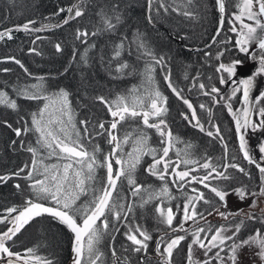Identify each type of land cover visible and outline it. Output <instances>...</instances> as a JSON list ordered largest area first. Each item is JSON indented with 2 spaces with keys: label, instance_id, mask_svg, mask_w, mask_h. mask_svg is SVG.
<instances>
[{
  "label": "trees",
  "instance_id": "trees-1",
  "mask_svg": "<svg viewBox=\"0 0 264 264\" xmlns=\"http://www.w3.org/2000/svg\"><path fill=\"white\" fill-rule=\"evenodd\" d=\"M75 2L83 8L84 15L70 20L65 25L63 20L67 16V12L57 14V10L59 8L67 9ZM224 2V25L215 39L222 17L218 11L216 0H194L193 4L187 7L188 11L195 13L194 18L185 17L171 10L165 14L163 9H160V14L156 15L154 12L148 11L147 0H0V31L11 30L13 37L11 40L5 38L0 41V61H2L0 69H11L10 72L0 71V91L6 92L18 105V111L0 105V174H10L30 162V154L19 147L21 137H16L14 132L3 124V121H7L13 127H20L21 117L30 121L31 113L37 112L44 103L43 100L24 99L16 94L15 89L31 85H37L38 88L42 86L46 93L64 89L69 93L68 98L71 107L75 110V120L78 126H80V120L87 119L92 124L104 122L105 127L108 128L113 118L107 107L96 97L104 96L108 101H113L118 96H128L134 88L137 89L138 95L144 96L146 95L145 90L151 88L144 75L148 57L141 55L143 49L138 51L135 43L139 35L140 39L157 57L164 58L163 67L154 65L155 71L152 76L155 86L167 97L168 112L164 119L173 136L177 137L179 141L170 149L169 156L175 160L177 151L183 152L187 149L194 158L200 159L206 156L215 164L238 163L247 170L251 179L237 170L229 168V180L214 181L213 183L227 185L228 191L244 186H246V191H258L260 185L258 169L255 164H249L247 160L243 159L239 149L235 120L232 112L226 106L231 104L232 111L237 112L236 106L232 105L233 99H230L229 96L231 89L227 87L228 82L220 83L216 69L220 62L226 64L235 61H239V64L257 63L262 50L257 45H254V48L248 53L238 50L239 45L236 44L238 36L229 29L233 23V16L239 12L237 5L240 0H224ZM165 3L172 4V0H165ZM177 3H180V0H177ZM175 6L173 5V7ZM152 7L155 9L158 5L153 4ZM101 13L109 17H114L117 13L120 15V22L116 24L114 30H104L105 24ZM149 15L153 16L152 23L147 19ZM32 20L36 21L32 27H39L41 24H60L61 26L31 34L15 30L18 25ZM113 23H116L114 19ZM77 29L87 31L89 34L95 31L97 34L89 35L88 42L82 43L75 39ZM37 36L40 37L39 40H36ZM122 41L125 48L119 60L126 62L129 68L125 69L123 74H118L115 71L118 61L113 60V48ZM57 43L61 44L62 52L56 51L54 45ZM91 45L94 47H90ZM33 47L37 49L39 55L29 51ZM221 51L225 54L217 61L215 57ZM82 56H86L87 63L82 61ZM7 57L19 59L31 76L14 62L7 60ZM168 73H170L173 85L181 90V95L192 103L206 131H214V129H210L209 120L219 127L220 135L223 137L222 141L208 137L206 131L201 132L182 118L181 112H184L191 119L190 110L184 105L183 100L177 98L168 87V82L164 79ZM223 75L228 81L227 74ZM41 77L43 81L39 79ZM201 83L205 85L203 90L199 88ZM212 86L219 89V93L212 94L218 101L215 103L212 100V95H203V92L208 91ZM201 104L210 110L211 116L208 111L200 108ZM149 122L152 123L153 119L150 118ZM137 129H144L147 132L150 137L148 143L152 147L161 146L155 129L146 128L141 117L126 118L125 121L118 124L115 132L119 138H123L126 132L131 134L128 143L123 145L120 155L132 152ZM22 139L28 144H35L36 135L29 133ZM13 141L17 142L16 145L12 144ZM91 143L99 144L101 152L98 156L103 160L104 155L110 151L111 147L107 139L104 136H94L91 138ZM224 145H227L226 149ZM44 163L52 164L60 163V161L52 158L45 159ZM151 163L152 157L144 156L135 172L137 184L143 186L141 195L145 199H147L145 189L158 191L164 183L146 172V168ZM117 167L113 164L114 172ZM201 174L202 172L193 173V175ZM105 175V169L97 170L98 178L102 179ZM168 179L169 191L176 199L164 200L163 204L161 201L153 200L144 204L143 207L140 206L142 204L141 196L133 197L126 182L122 189L118 184V189L121 190V195L125 198L122 202L126 207L133 208V211L128 213V220L133 225H143L151 234L152 239L148 242L146 254L126 252L125 248L130 244L124 235L128 220H121L118 230L112 232L111 235L106 234L99 244L104 264H116L112 255L113 247L117 249V256L122 254L127 257L128 264H158V258L154 251L156 242L165 232H168L172 237L177 233L171 232L167 226L158 223V214L155 209L157 206H171L176 213L177 204L182 208L184 203L181 191L176 184L170 182L171 177ZM15 184H20L21 190H17L14 187ZM27 184L28 182L15 176L7 183H0V213L5 208L20 206L25 199L33 198L27 189ZM192 187L204 191L206 197H212L216 207L215 201L218 198H215L202 185H189L184 191L191 195ZM90 198L91 191L88 195H81L77 204L86 203ZM44 203L49 205V202ZM208 207L201 201L197 204V211ZM180 215V213H176L173 224L178 221ZM257 217L264 218V213ZM234 221L238 224L241 219L235 218ZM77 222L80 223L79 219ZM113 223L114 221L110 218V231ZM256 229L264 233V225L258 219L256 221L246 219L238 237L248 238L254 235ZM3 230H6V226L0 225V231ZM191 238L190 234L186 236L184 241L187 244L185 246L181 241L179 247L174 250L172 259L186 260L187 246ZM14 240L16 241L12 247L14 252L24 253L26 249L34 248L36 256L43 261H50L51 264L72 263L70 251L73 234L65 225L48 215L31 220L14 237ZM161 250L163 251V249ZM97 264L100 262L98 261Z\"/></svg>",
  "mask_w": 264,
  "mask_h": 264
},
{
  "label": "snow or ice",
  "instance_id": "snow-or-ice-1",
  "mask_svg": "<svg viewBox=\"0 0 264 264\" xmlns=\"http://www.w3.org/2000/svg\"><path fill=\"white\" fill-rule=\"evenodd\" d=\"M193 2L194 0H180V3H177V0H172V4H167L165 0H147V5L148 11L154 12L156 15H159L160 9H163L165 14H168L171 10L185 17L194 18L195 13L187 10L188 5L193 4ZM255 3L258 5L257 11H253L254 0H240L237 5L239 12L233 16V23L229 29L239 37L236 44L239 45L238 50L240 52L248 53V46L251 44L257 45L262 50L261 56L258 58L259 67L257 71L248 79L238 80L233 84L232 95L234 96L242 90L245 105L257 102L254 99L250 100L249 93L253 87L255 76L264 74V22L261 20L264 17V0H255ZM153 4H157L158 7L153 9ZM216 4L219 13L223 16L225 13L224 0H216ZM173 5L176 6L173 7ZM64 12H67V16L63 20L65 25L70 20L84 15V10L79 4H74L67 9L59 8L57 10V14ZM101 17L105 24V31L114 30L116 24L120 22L118 13L114 17L101 13ZM245 17L253 21L254 26L245 23ZM113 19L116 23H113ZM147 19L150 23L153 22L152 15H149ZM222 23L223 20H221ZM34 24H36V21L32 20L23 25H18L15 30L31 34L61 26L60 24H41L39 27H32ZM96 34L95 31L89 34L87 31L77 29L75 39L87 43L88 36H95ZM5 38L8 40L13 38L11 30L0 31V41ZM39 39L40 37L37 36L36 40ZM225 42L228 43L229 41ZM33 43L35 44V40ZM135 43L138 51L143 49L141 55L148 57L144 75L151 88L145 90L146 95L144 96L138 95L137 89L134 88L128 96L121 95L113 101H108L104 96L96 97L107 107L110 116L113 118L108 128L105 127L104 122L92 124L87 119L80 120V126H78L75 120V110L71 107L68 98L69 93L64 89L53 93H46L42 86L38 88L37 85L15 89L16 94L24 99L43 100L44 103L43 107L38 108L37 112L31 113L30 121L21 117L20 127H13L7 121H3V124L10 128L16 137H21L19 147L30 154V162L25 163L15 172L0 174V183H7L13 176L19 177L28 182L27 189L33 198L25 199L20 206L5 208L0 213V225L6 226V230L0 231V264H33L34 260L37 264H51L50 261H43L36 256V249L34 248H28L24 253L12 251V247L16 243L14 237L21 229L34 218L45 214L65 225L74 234V264H97L98 261L100 264H104L102 260L103 253L99 249V244L106 234L111 235L112 232L118 230L119 222L128 220V213L133 211L131 206L126 207L122 202L125 198L121 195L120 189H122L124 182L129 186L133 197L141 196L142 204L140 206L143 207L144 204L153 200L161 201V204H163L164 200L176 199L169 191V177L172 178L170 182L176 184L184 196L183 207L181 208L179 204L176 206V213H180L182 217L181 222L177 227L172 226L176 213H174L171 206H157L155 212L158 214V223L167 226L171 232L183 231L186 235H191V243L187 248L186 264H212V261H216V264H236L239 250L245 245L258 247L257 255L261 260H264V233L256 229L254 235L249 236L247 239H238V233L244 225L245 219H241L234 226L230 224L221 225L215 229L211 224L207 227L200 226L194 228L190 233L183 227L184 223L189 220H192L195 224L197 218H205V213L211 215L213 211H218L212 197H206L205 192L196 187L191 188L192 194L190 195L184 191L186 187L193 184L202 185L215 198H218L215 204L226 207L227 185L213 182L229 180V168L248 176L249 179L251 177L247 170L238 163L215 164L206 156L200 159L194 158L187 149L183 152L177 151L175 153L177 159L175 160L169 156L170 149L179 141L177 137L173 136L167 121L164 119L168 112L166 107L167 97L155 86L152 76L155 71L154 65L163 67L164 58L162 56L157 57L140 39L139 35ZM54 47L57 52H62L60 43L55 44ZM90 47H94V45ZM124 48L123 41L113 48V60L118 61L115 68L118 74H123L124 70L129 68L126 62L119 60ZM29 51L37 55L40 54L35 47ZM224 54L223 51L219 52L215 57L216 60L219 61ZM6 59L17 64L26 74L31 76V73L28 72V69L19 59L15 57H7ZM81 59L84 63H87L86 56H82ZM239 63V61H235L228 64L223 62L218 64L216 71L221 84L232 82L230 78L236 75L237 64ZM0 71L10 72L11 69L4 68ZM223 74H227L228 81H226ZM39 79L43 81L42 77ZM164 79L168 82V87L176 97L182 99L184 105L190 110L191 119L184 112H181L182 118L201 132H205V126L198 118L192 103L184 98L181 95V90H178L171 82L170 73L166 74ZM199 88L203 90L205 85L201 83ZM216 93H219V89L212 86L208 91H204L203 95ZM261 99H264V95L261 96ZM212 100L214 103L218 102L215 95H212ZM145 104H147V107H145ZM0 105L18 111L17 102L3 91H0ZM226 106L231 112V104ZM200 108L208 111L209 116H211L210 110L205 105L201 104ZM254 112H258L261 117L259 124L264 127V107L258 110H250L249 107H245L239 115L233 113L235 129L239 134V149L242 152L243 159L247 160L249 164H255L260 175L259 192L255 190L246 191V186L233 189L241 200L246 199L248 196H264V165L252 159L245 143V136L241 134L249 126L256 127L252 121ZM136 117L142 118V123L146 128L155 129L161 146L158 148L152 147L148 143L150 137L147 132L144 129H137L132 152L120 155L123 151V145L128 143L131 134L126 132L123 138H119L115 134L118 124L125 121L126 118L133 119ZM150 118L153 119L152 123L149 122ZM209 126L214 131L207 130L206 135L222 141L223 137L220 135L219 127L212 124L211 120H209ZM29 133L36 135L35 144H28L22 139ZM94 136H104L111 146L110 151L104 155L103 160L98 156L101 152L99 144L91 143V138ZM16 143V141L12 142L13 145H16ZM224 147L226 149L227 145H224ZM259 151L264 153V146H261ZM144 156L152 157V163L146 168V172L164 182L158 191L145 189L147 199L141 195L143 186L137 184L135 178L136 169ZM52 158L60 161V163H44L45 159ZM113 164L118 166L115 172ZM181 165H183V168H181ZM101 168L106 170V175L102 179L97 177V170ZM195 172H202V174L193 175ZM118 183L120 189H118ZM14 187L21 190L20 184H15ZM89 191H91V198L86 203L77 204L81 195H88ZM114 192L116 193L115 197L113 196ZM201 201L209 207L198 212L197 204ZM44 202H49L50 206H45ZM255 206L256 200H253L250 207ZM219 215L227 220L230 215L235 214L220 212ZM244 217L249 221L258 219L264 225V218L249 213H244ZM110 218L114 221L111 231L109 230ZM78 219L80 223L77 222ZM233 227L235 231L232 235H227L226 233ZM124 235L126 240L130 242L129 246L125 248L126 252L147 253L148 242L152 239V236L143 225H133L128 220ZM186 235L172 237L168 232H165L160 236L154 249L159 257L158 264H172L173 252L179 247L181 241L186 239ZM193 246L203 250L205 256L203 261H197L193 258ZM214 249L215 251H213ZM226 249L227 252H225ZM209 253H211V256H209ZM222 253L224 254L222 255ZM112 255L116 260V264H128L127 257L122 254L117 256V249L114 247L112 248Z\"/></svg>",
  "mask_w": 264,
  "mask_h": 264
},
{
  "label": "rangeland",
  "instance_id": "rangeland-1",
  "mask_svg": "<svg viewBox=\"0 0 264 264\" xmlns=\"http://www.w3.org/2000/svg\"><path fill=\"white\" fill-rule=\"evenodd\" d=\"M76 2L74 4H76ZM257 10H258V5H256L255 0H254L253 11H257ZM244 22L253 24L254 26V22L248 20L246 17L244 18ZM254 45L255 44H251L248 46V52L254 48ZM258 67H259L258 62L251 63V64H237L236 75L234 77H231V81H232L231 83L230 82L227 83V87L231 89L229 96H230V99H233L232 105H235L237 108V112H236L237 115H239L242 109H244L245 107H249L250 110L251 109L258 110L259 108L264 107V99H261V96L264 95V74L255 76L253 87L251 88L250 93H249L250 100L254 99L257 102L252 103L251 105H245L243 103L242 90L238 91L234 96L232 95L233 84L238 80L248 79L250 76H252L257 71ZM241 89H242V86H241ZM231 112L232 114L234 113L233 111ZM260 119L261 117L258 115V112H254L252 114V121H253V124L256 125V127L253 128L252 126H249L248 128L244 129L241 134L245 136V143L251 154L252 159L264 165V153H261L259 151L260 147L264 146V127L260 126L259 124ZM257 192H259V190ZM253 200H256V206L250 207L253 204ZM216 208H218V211H213L211 215H207L206 213L204 219L197 218L195 224L193 223L192 220H189L184 223L183 227L187 229L190 233L194 228H197L200 226L207 227V225L209 224L213 226V229L221 225L230 224L234 226L236 225V222L234 221L235 218L246 220V217H244V213H249L255 216L263 214L264 213V196H260V197L248 196L246 199L241 200L240 197L235 193V191L232 190V191H228V195L226 196V207L220 206L219 204H217ZM240 210H243V211L241 212ZM220 212L233 213L235 215H230L228 219L225 220L222 216L219 215ZM178 218H177L178 221L175 222L172 226H177L180 224L181 219H182L181 215ZM233 231H235L234 227L230 231H228L226 234L232 235ZM176 233H177L176 234L177 236L186 235L185 232L183 231L176 232ZM202 235H205V234H202ZM208 235H210V233H208ZM238 239H247V238H244L243 236H239ZM183 242H184L183 246H185L187 243H185V241ZM190 243H191V240L188 243V245ZM205 243H207V241H205ZM213 251H215V249ZM258 251L259 249L255 245H252L251 247L247 245L243 246L239 250L236 264H264V260H261L260 257L257 255ZM225 252H227V249L225 250ZM223 254L224 253H222V255ZM155 256L156 258L159 259L156 253H155ZM209 256H211V253H209ZM193 258L197 261H203L205 259L203 250L193 246ZM34 262L37 264L35 260L33 261V263ZM71 264H74V263H71ZM172 264H186V260L179 261L176 258H174L172 259ZM212 264H216V261H212Z\"/></svg>",
  "mask_w": 264,
  "mask_h": 264
},
{
  "label": "water",
  "instance_id": "water-1",
  "mask_svg": "<svg viewBox=\"0 0 264 264\" xmlns=\"http://www.w3.org/2000/svg\"><path fill=\"white\" fill-rule=\"evenodd\" d=\"M221 20H223V23L221 24V22H220V25H219V28H218V31H217V33H216V35H215V39L217 38V36L220 34V32H221V30H222V28H223V25H224V16H222L221 17ZM263 21H264V17H263ZM119 184V183H118ZM114 194H115V192L113 193V196H114ZM45 206H50V205H47V204H45ZM46 215V214H45ZM97 223H99V221L97 222ZM72 233V232H71ZM73 234V233H72ZM86 239V238H85ZM74 234H73V241H72V245H71V251H70V260H71V262L72 263H74V261H75V253H74V251H73V247H74Z\"/></svg>",
  "mask_w": 264,
  "mask_h": 264
},
{
  "label": "flooded vegetation",
  "instance_id": "flooded-vegetation-1",
  "mask_svg": "<svg viewBox=\"0 0 264 264\" xmlns=\"http://www.w3.org/2000/svg\"><path fill=\"white\" fill-rule=\"evenodd\" d=\"M262 21H263V17H262ZM264 22V21H263Z\"/></svg>",
  "mask_w": 264,
  "mask_h": 264
}]
</instances>
